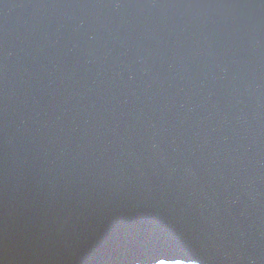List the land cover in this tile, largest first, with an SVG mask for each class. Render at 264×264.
<instances>
[{"label":"water","instance_id":"obj_1","mask_svg":"<svg viewBox=\"0 0 264 264\" xmlns=\"http://www.w3.org/2000/svg\"><path fill=\"white\" fill-rule=\"evenodd\" d=\"M264 264V0H0V264Z\"/></svg>","mask_w":264,"mask_h":264},{"label":"trees","instance_id":"obj_2","mask_svg":"<svg viewBox=\"0 0 264 264\" xmlns=\"http://www.w3.org/2000/svg\"><path fill=\"white\" fill-rule=\"evenodd\" d=\"M145 264H196V263L186 262L183 260H174L172 262L155 261V262L145 263Z\"/></svg>","mask_w":264,"mask_h":264}]
</instances>
